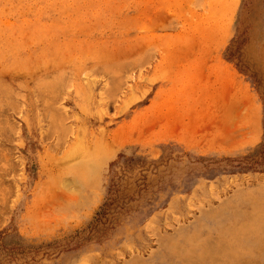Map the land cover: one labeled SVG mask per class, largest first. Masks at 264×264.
Returning <instances> with one entry per match:
<instances>
[{"label": "rangeland", "instance_id": "1", "mask_svg": "<svg viewBox=\"0 0 264 264\" xmlns=\"http://www.w3.org/2000/svg\"><path fill=\"white\" fill-rule=\"evenodd\" d=\"M0 94V264H264V0H0Z\"/></svg>", "mask_w": 264, "mask_h": 264}, {"label": "bare ground", "instance_id": "2", "mask_svg": "<svg viewBox=\"0 0 264 264\" xmlns=\"http://www.w3.org/2000/svg\"><path fill=\"white\" fill-rule=\"evenodd\" d=\"M51 86H52V84H51ZM6 87V86H5ZM38 90V89H37ZM16 93V92H15ZM42 93V92H41ZM46 93V92H45ZM3 94V93H2ZM8 94V93H7ZM47 94H49V93H47ZM46 94V95H47ZM1 95V94H0ZM52 95V94H51ZM5 96V95H4ZM45 97V96H44ZM50 97V96H49ZM48 97V98H49ZM39 99V98H38ZM14 103V102H13ZM17 103V102H16ZM15 104V103H14ZM259 204V203H258ZM260 217V216H259ZM263 220V219H262ZM259 222H261V220H256L255 222H254V229L253 230H251V231H249V234H253V233H255V232H257V233H263L264 234V222L263 223H259ZM216 225V224H215ZM251 225V224H250ZM250 225H248L249 227H250ZM245 228V227H244ZM252 228V227H251ZM241 232V231H240ZM235 233H237V232H235ZM247 233V232H246ZM243 234V233H242ZM245 234V233H244ZM238 236H239V233H238ZM259 236V235H258ZM244 237V236H243ZM248 237V236H247ZM260 237V236H259ZM259 237H258V239H259ZM242 238V237H241ZM218 240V239H217ZM236 243V242H235ZM242 243V242H241ZM225 246H228V244L226 245L225 244ZM232 246V245H231ZM233 249V248H232ZM224 250V249H223ZM177 252V251H176ZM219 253V252H218ZM220 254V253H219ZM213 255V254H212ZM211 255V256H212ZM216 255V254H215ZM229 256H230V254H228ZM228 255H223V256H225V257H228ZM211 258V257H210ZM222 258V257H221ZM220 261V260H219ZM232 261V260H231Z\"/></svg>", "mask_w": 264, "mask_h": 264}]
</instances>
